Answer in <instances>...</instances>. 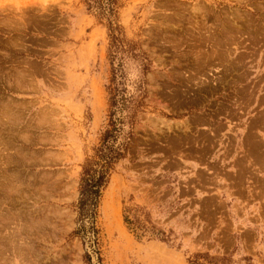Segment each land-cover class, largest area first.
<instances>
[{"label":"rangeland","instance_id":"374dc122","mask_svg":"<svg viewBox=\"0 0 264 264\" xmlns=\"http://www.w3.org/2000/svg\"><path fill=\"white\" fill-rule=\"evenodd\" d=\"M110 21L147 62L123 63L145 93L89 219L109 19L88 0H0V264H264V0H116Z\"/></svg>","mask_w":264,"mask_h":264},{"label":"trees","instance_id":"16d2710c","mask_svg":"<svg viewBox=\"0 0 264 264\" xmlns=\"http://www.w3.org/2000/svg\"><path fill=\"white\" fill-rule=\"evenodd\" d=\"M116 0H88V6L95 8L99 15L109 19V30L111 36V76L107 85L109 100V119L106 127L101 132L99 145L95 148V153L91 159H87L80 180L79 189V215L88 214L93 217L95 208L104 189L110 171L114 164L123 157V150L128 144L132 135L131 126L134 123L135 113L141 105L140 99L144 96V79L139 78L134 81L132 89L128 88L125 83V74L123 71V63L125 57H132L139 62L141 71H146L147 62L145 58L135 52L134 48L126 49L115 33L116 28L112 26L110 18L115 13ZM136 93L134 94V92ZM127 126V128H126ZM125 223L130 229L137 230L143 228L139 224L137 218H130L128 215L124 217ZM137 230L139 234L141 231ZM189 257V264H223L221 261L226 260L225 257H209L207 254L195 253ZM204 258L205 263L199 261Z\"/></svg>","mask_w":264,"mask_h":264},{"label":"bare ground","instance_id":"6f19581e","mask_svg":"<svg viewBox=\"0 0 264 264\" xmlns=\"http://www.w3.org/2000/svg\"><path fill=\"white\" fill-rule=\"evenodd\" d=\"M213 37V36H212ZM218 37H219V35H218ZM215 40V37H213V42H215L214 41ZM227 40V39H226ZM225 40V41H226ZM224 42V41H223ZM225 44H227V43H225ZM213 46H215V45H213ZM197 47V46H196ZM209 47V46H208ZM214 48H216V47H214ZM210 52V51H209ZM231 52V51H230ZM229 52V53H230ZM233 53V52H232ZM218 54V53H217ZM215 57V56H214ZM205 59V58H204ZM201 63V62H200ZM199 69V68H198ZM2 131V130H1ZM6 151V150H5ZM5 164V163H4ZM11 191V190H10ZM20 222V221H19ZM15 226V225H14ZM21 228H22V226L21 225H19V226H15V230L14 231H12V234L11 235H13V234H15V232H17V233H20L19 231L21 230ZM8 235V234H7ZM24 239V238H23ZM4 240V239H3ZM15 243V242H14ZM20 243H22V239H21V241H20ZM15 245V244H14ZM13 245V246H14ZM10 250V249H9ZM6 252V251H5ZM7 253V252H6ZM5 257V256H4ZM10 257V256H9ZM6 258V257H5ZM8 258V257H7Z\"/></svg>","mask_w":264,"mask_h":264}]
</instances>
